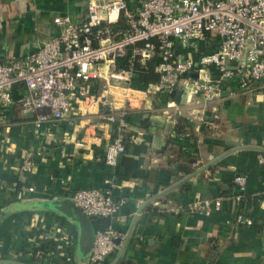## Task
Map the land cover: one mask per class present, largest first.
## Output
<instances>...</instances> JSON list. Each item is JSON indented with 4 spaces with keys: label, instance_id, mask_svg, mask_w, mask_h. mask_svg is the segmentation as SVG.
<instances>
[{
    "label": "crops",
    "instance_id": "1",
    "mask_svg": "<svg viewBox=\"0 0 264 264\" xmlns=\"http://www.w3.org/2000/svg\"><path fill=\"white\" fill-rule=\"evenodd\" d=\"M88 1L0 0V61L57 35L58 15L83 20ZM146 86L133 83L141 92ZM141 92L123 129L126 152L116 169L102 160L111 132L99 104L76 105L65 120L39 128L19 107L0 112V264L34 263L36 247L47 239L55 250L50 264H86L90 249H80L79 224L49 203L106 186L127 202L109 220L125 238L102 264H264V166L257 160L264 147V88L197 115L181 90L167 112L158 94ZM115 97L122 102V91ZM26 151L35 167L24 178L19 168ZM238 173L247 176L252 225L233 221L228 195ZM26 185L34 191H24ZM218 197L219 209H189ZM92 225L96 232L97 218Z\"/></svg>",
    "mask_w": 264,
    "mask_h": 264
},
{
    "label": "built area",
    "instance_id": "2",
    "mask_svg": "<svg viewBox=\"0 0 264 264\" xmlns=\"http://www.w3.org/2000/svg\"><path fill=\"white\" fill-rule=\"evenodd\" d=\"M54 22L57 35L0 61V112L19 107L39 128L65 120L76 105L80 110L82 103L99 104L111 132L102 160L114 169L126 152L123 129L141 92L133 87L141 73L158 76L141 94H158L165 112L176 107L177 90L197 115L264 88V0H89L83 20L58 15ZM257 160L264 166V147ZM34 167L33 152L26 151L19 168L23 177ZM232 182L233 221L252 225L247 176L238 173ZM70 198L86 215L109 220L127 202L107 186L80 188ZM221 204L222 197L197 200L189 209L209 211ZM124 238L111 223L97 229L86 264H102ZM54 251L47 239L36 247L32 264H50Z\"/></svg>",
    "mask_w": 264,
    "mask_h": 264
},
{
    "label": "water",
    "instance_id": "3",
    "mask_svg": "<svg viewBox=\"0 0 264 264\" xmlns=\"http://www.w3.org/2000/svg\"><path fill=\"white\" fill-rule=\"evenodd\" d=\"M180 95L178 91L177 97ZM50 207L57 210L65 217L77 221L80 227L79 245L83 253H87L91 248L95 238V232L92 225L93 217L86 215L70 197L63 199H54L49 203Z\"/></svg>",
    "mask_w": 264,
    "mask_h": 264
},
{
    "label": "trees",
    "instance_id": "4",
    "mask_svg": "<svg viewBox=\"0 0 264 264\" xmlns=\"http://www.w3.org/2000/svg\"><path fill=\"white\" fill-rule=\"evenodd\" d=\"M140 80L143 81L145 84H147L149 81H155L157 79V75L155 73L152 72H148V73H141L140 75H138ZM19 88V86H17L14 90V96L16 99H18L20 97V95L17 92V89ZM183 130L182 126H178L176 127V133H179ZM186 173H190L192 171V169L190 167H184L182 168ZM97 221H98V228H103L105 226H107V224L109 223V219L105 218V217H97ZM77 222V221H76ZM78 223V222H77Z\"/></svg>",
    "mask_w": 264,
    "mask_h": 264
}]
</instances>
